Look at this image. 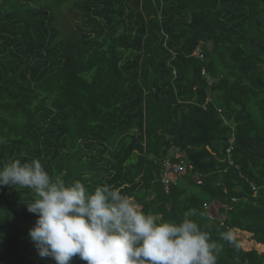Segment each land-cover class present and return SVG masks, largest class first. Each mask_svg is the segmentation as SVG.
Wrapping results in <instances>:
<instances>
[{
	"label": "trees",
	"instance_id": "obj_1",
	"mask_svg": "<svg viewBox=\"0 0 264 264\" xmlns=\"http://www.w3.org/2000/svg\"><path fill=\"white\" fill-rule=\"evenodd\" d=\"M175 152L192 168L166 193ZM15 159L166 221L195 208L217 264H264V0H0V167ZM33 195L0 186V264H55L29 236Z\"/></svg>",
	"mask_w": 264,
	"mask_h": 264
},
{
	"label": "clouds",
	"instance_id": "obj_2",
	"mask_svg": "<svg viewBox=\"0 0 264 264\" xmlns=\"http://www.w3.org/2000/svg\"><path fill=\"white\" fill-rule=\"evenodd\" d=\"M34 193L28 212L37 219L29 236L40 257L70 264H217L222 244L213 240L191 208L179 222L147 214L132 197L110 185L93 191L80 180L52 177L38 159L10 160L0 167V186ZM221 240L234 243L230 231Z\"/></svg>",
	"mask_w": 264,
	"mask_h": 264
},
{
	"label": "built area",
	"instance_id": "obj_3",
	"mask_svg": "<svg viewBox=\"0 0 264 264\" xmlns=\"http://www.w3.org/2000/svg\"><path fill=\"white\" fill-rule=\"evenodd\" d=\"M199 57L202 58V53L199 54ZM201 73L205 75V70L203 69ZM218 111L221 112V109L218 108ZM228 142L229 146L227 147L226 152L230 153L234 142L233 137L229 138ZM229 163L233 164V161L229 159ZM191 168L192 165L186 160L182 159L178 152H175L172 155L165 156L162 161V170L160 173V181L164 187L165 192H169L171 185L176 183L180 179V176L185 171V169ZM252 187L254 188L253 185ZM205 207H207L206 204Z\"/></svg>",
	"mask_w": 264,
	"mask_h": 264
},
{
	"label": "rangeland",
	"instance_id": "obj_4",
	"mask_svg": "<svg viewBox=\"0 0 264 264\" xmlns=\"http://www.w3.org/2000/svg\"><path fill=\"white\" fill-rule=\"evenodd\" d=\"M79 20L78 12L71 8L69 2L65 3L59 12L58 24L61 27L62 35L69 38H75V24ZM242 243L245 247H249L252 243L243 238Z\"/></svg>",
	"mask_w": 264,
	"mask_h": 264
}]
</instances>
